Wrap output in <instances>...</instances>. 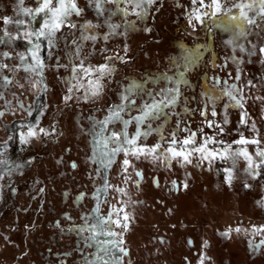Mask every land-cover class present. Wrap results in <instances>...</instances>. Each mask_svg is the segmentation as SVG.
<instances>
[{
  "label": "rangeland",
  "instance_id": "rangeland-1",
  "mask_svg": "<svg viewBox=\"0 0 264 264\" xmlns=\"http://www.w3.org/2000/svg\"><path fill=\"white\" fill-rule=\"evenodd\" d=\"M236 2L223 0L226 8ZM77 3L85 11L80 17H72L77 24L74 34L71 29H61L51 47L41 38L40 55L45 64L41 77L36 72L25 71L24 65L32 63L31 53L21 60V55L32 46L24 36L27 24L13 22L5 26L2 19L9 16L12 21H27L21 8H34L37 0H22V3L0 0V65H9L0 67V159L10 162L0 165V264H83L85 258L95 260L96 256H103L96 241L85 243L88 232L80 233L75 226L83 224L82 217L96 206L93 193L100 188L105 175L109 184L125 190L122 195L109 188L106 196L99 197L104 215L110 207H118L120 200L126 202L128 228H115V231L123 233L121 247L127 253L116 248L109 254L121 257V264H199L202 252L203 264H264V244L260 243L264 233L251 228L264 224V167L255 176L245 173L246 162L241 158L231 184L225 181L223 172L230 162L219 159L211 166L205 161L199 167L194 166L197 157H193L192 164L184 166L173 160L168 167L159 159L141 156L137 160L129 156L131 165L124 171L125 157L121 152L105 168L100 163L104 145L96 135L99 132L96 121L103 119L108 106L120 102L124 85L136 81L145 89L135 97L138 107L142 100H147L148 90L155 94L161 88L171 87L163 74L173 76L184 71L190 86L181 85L183 95L179 106L167 109L170 118L163 129L166 140L172 138L171 133L176 129L177 117L173 112L181 113L178 139L187 135L183 131L186 124L192 131L203 129L202 133L197 132L198 139L204 133L218 132L217 128L207 127L200 113L206 99L201 96L202 86L211 89V77L219 76L241 88L243 109H227L229 122L222 125L225 131L217 139L232 143L241 134L246 138L258 136L259 146L264 148V53L259 51L264 47V22L258 20L259 27L249 26L247 39H241L247 51L237 48L233 53L227 43L231 31L219 24L213 26L211 19L205 25L196 23L195 28L188 23L186 13L191 0H155L144 19L129 13L127 19L134 22V27L126 34L113 35L107 42L103 39L84 42L81 56L86 57V65L104 63L106 57H112L114 71L103 79L99 95H90L85 100L84 88H80L78 92L74 89L71 99L65 100L69 95L67 81L72 75V64L80 62L71 41L79 39V24L85 18L96 22L87 0ZM121 20L116 15L112 22L121 23ZM37 26L33 21L32 27ZM5 28L10 35L5 34ZM96 31L103 33L107 28L101 22ZM118 31L125 32L123 25ZM117 54L124 60L116 59ZM233 55L238 61L231 59ZM186 60L191 62V67L185 71ZM237 68L238 81L235 80ZM5 76L8 81L4 80ZM185 97L189 99L185 101ZM225 102L226 97L217 102L215 117L209 103L207 118L220 123ZM185 104L191 111L183 112ZM242 111L246 113L244 124L240 123ZM131 115H136V111ZM161 123L162 120L151 121L153 128ZM253 123L258 131L252 130ZM29 124L34 126L36 135L21 143L20 133H27ZM113 127L119 131L121 124L108 125L109 130ZM134 131L133 122L128 132L131 135ZM158 140L159 135L152 133L139 143L153 145ZM247 147L254 152L256 146ZM97 168L101 169L99 175ZM137 171L142 173L140 177ZM154 179H158V185ZM172 181H177V185ZM80 193L84 196L78 200ZM88 222H92L90 217ZM237 226L240 231H236ZM229 228L227 235H221Z\"/></svg>",
  "mask_w": 264,
  "mask_h": 264
},
{
  "label": "snow or ice",
  "instance_id": "snow-or-ice-1",
  "mask_svg": "<svg viewBox=\"0 0 264 264\" xmlns=\"http://www.w3.org/2000/svg\"><path fill=\"white\" fill-rule=\"evenodd\" d=\"M22 3V0H21ZM155 3V0H87V7L92 9L95 13L96 22L93 20L85 18L82 23L79 24L80 36L79 39H73L71 43L75 45L74 54L76 59L80 62L72 64V75L67 81L69 83L68 93L64 97L65 100L71 99V93L75 89L77 92L80 88H84V99L87 100L88 97L97 96L103 90V79L110 76L114 71V65H112V57H106L104 63L97 65L85 64L86 57L81 56V48L85 41L91 40L95 43L98 39H103L105 42L113 35H124L129 28L134 27V22L127 19V16L131 12L140 19H144L149 12L150 6ZM107 4L113 5V7H106ZM236 9V11H232ZM21 11L28 17L25 20L12 21L9 16H3V23L7 26L9 23H16L18 25L27 24L24 29V36L28 42L32 45L26 53L21 55V60L31 53L32 63H26L24 65L25 71L36 72L37 75H43V69L45 67L44 61L40 55L41 49V38L47 40L48 45L51 47L54 43L57 33L61 29H71L73 34L77 28V24L72 20L75 15L80 17L84 14V9L81 8L77 0H37V6L34 8H21ZM255 13L250 15V13ZM120 15L122 17L121 23H114L113 17ZM188 23L195 28V24L205 25V21L211 19L213 26L219 24L226 30L231 31L232 36L227 41L233 48V53L238 48L241 52L247 51L244 43H241V39H247L249 35V26L259 27L257 21L264 22V0H237L233 3L231 7L226 8L223 4V0H191L190 10L186 13ZM40 17V20H37ZM33 21H36L38 26L32 27ZM195 21V23H193ZM101 22L107 28V31L99 33L96 31L101 26ZM123 25L125 32L120 33L118 30ZM149 29H145L148 31ZM211 32V29H209ZM5 34L7 33L5 28ZM253 48L256 45H252ZM125 51L127 50V45L124 46ZM107 50V49H104ZM259 51L264 53V47H260ZM251 54V53H249ZM8 56V53H4ZM71 58V57H70ZM118 60L123 61L124 57L119 54L115 57ZM231 59L236 62L238 57L233 55ZM215 67V61H212ZM185 71L188 67H191V62L185 61ZM0 67H9V65L3 64ZM79 73V75H78ZM235 80L240 79V70H236ZM164 79L167 80L171 87H164L159 89L158 92L153 94L152 90L147 91V100H142L140 105L137 107L135 97L138 94L144 93L145 89L136 81L124 85L122 91L119 94L120 102L108 106L107 114L103 119L96 121L99 126V132L96 135L99 137V142L104 145V151L100 157V163L105 165V168L111 165L113 159L118 153L124 154L123 166L124 171H127L128 166L131 165V160L129 156L134 157L139 160L141 156L151 157L153 160H161L165 166L170 167L171 162L176 160L181 166L192 164L193 157L198 158V163L194 166L199 167L200 164L205 161L211 166L212 162L219 159L224 162H230V166L223 169L225 173V181L231 184L232 176L234 170L237 168V162L242 158L246 162V166L243 169L245 173L251 174L253 176L258 175V169L264 167V148H261V140L258 136L251 138H246L242 134L238 139L233 140L232 143H226L223 139H217L219 134L225 131L222 126L227 124L228 115L227 109L240 108L243 109V96L241 88L236 84H229L227 80H223L219 76H213V87L211 89L207 86H202L204 91H202L201 96L206 98L204 109L201 111V116L205 117L204 123L208 128H217L218 132H213L209 135L204 133L199 139L197 138V132H203L202 128H198L197 131H192L186 124L183 131L187 133L182 139L177 138V129L180 128L181 121L179 117L180 112H173L172 115L177 117L176 129H173L171 133V139L166 140L163 135V129L165 124H167L170 114L167 109H175L179 106L180 97L183 95L181 92V85L190 86L189 80L185 76L184 71H178L175 75L169 76L163 74ZM85 78H87L86 83L88 87H85ZM207 79V75H205ZM5 81H8L7 76L4 77ZM249 83H251L249 81ZM221 85H223L221 87ZM44 89H41L43 91ZM160 96V99H156V96ZM227 98V102L223 104L224 115L220 123L215 120H210L207 118V108L208 104L211 103L212 111L211 115L215 117L217 115L216 104L222 98ZM189 98L185 97V101ZM20 107H23L21 104ZM135 110L136 115H131V112ZM191 111L187 108L186 104L183 107V112L187 113ZM2 114V113H0ZM125 115L128 118H125ZM246 113L241 112L240 123L244 124ZM89 119H94L89 117ZM162 120L161 124H158L155 128L152 127L151 121ZM135 123V131L130 135L128 132V126ZM121 124L119 131L115 130L113 127L111 130L108 129L109 124ZM252 130L258 131L256 129L255 123L252 124ZM40 132H44V129H40ZM54 131V129H53ZM157 133L159 135V140L153 145H147L139 143L141 138L146 139L150 134ZM36 135L34 131V126L29 124L27 133H20L21 143H27L31 136ZM6 143V142H5ZM167 147H164V144ZM255 145V151L250 152L248 150V145ZM114 145V147H110ZM236 145V147H233ZM95 156V151L93 153ZM10 163L9 161L0 159V165ZM75 167V163L72 165ZM20 167V165H16ZM10 171V169H9ZM97 175L100 174L101 169L97 168ZM136 175L140 177L141 172L137 171ZM103 183L100 188L93 193L96 197V206L92 209L91 213L82 217L84 223L78 226L80 233L88 232V237L85 238V243L88 241H96L98 250L103 252V256H96L95 260H88L85 258L83 264H121V257L110 254L111 249L119 248L120 252L127 253V249L121 247L123 243V233L115 231V228H123L127 230L129 220V214L125 210L126 202L123 200L119 201V206L110 207L106 215L101 214L100 211V195L108 194L107 189L115 188V190L120 194H125L123 188L111 185L108 183L107 175L103 178ZM137 185L139 181L136 182ZM154 183L158 185V179H154ZM173 185H177V181H172ZM187 187V185H184ZM248 185H245L247 187ZM84 193H80L77 199H82ZM94 214V215H93ZM67 215V214H66ZM91 218L92 222L89 223L88 219ZM70 219V217H69ZM252 230L257 233H264V224L259 226L252 225ZM72 230V229H70ZM231 231V228L226 230V232L221 233V235H227ZM236 231H240L239 226H237ZM99 236H105L107 239L100 240ZM120 237V239H116ZM192 241L189 240V244ZM207 241L204 245L207 246ZM264 244V240L260 241ZM251 245V241H250ZM258 247V245H257ZM105 256H109L105 259ZM199 264H203L205 254L200 253Z\"/></svg>",
  "mask_w": 264,
  "mask_h": 264
}]
</instances>
